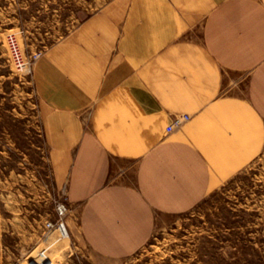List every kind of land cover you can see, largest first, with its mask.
<instances>
[{
	"label": "crops",
	"instance_id": "1",
	"mask_svg": "<svg viewBox=\"0 0 264 264\" xmlns=\"http://www.w3.org/2000/svg\"><path fill=\"white\" fill-rule=\"evenodd\" d=\"M32 80L81 237L130 256L262 151L264 0H106Z\"/></svg>",
	"mask_w": 264,
	"mask_h": 264
},
{
	"label": "rangeland",
	"instance_id": "2",
	"mask_svg": "<svg viewBox=\"0 0 264 264\" xmlns=\"http://www.w3.org/2000/svg\"><path fill=\"white\" fill-rule=\"evenodd\" d=\"M105 2L0 0V264H264V147L196 206L159 224L130 256L104 257L81 237L66 191L68 148L46 139L32 71L46 48ZM10 36L24 68L11 60ZM61 203L65 235L46 227Z\"/></svg>",
	"mask_w": 264,
	"mask_h": 264
},
{
	"label": "built area",
	"instance_id": "3",
	"mask_svg": "<svg viewBox=\"0 0 264 264\" xmlns=\"http://www.w3.org/2000/svg\"><path fill=\"white\" fill-rule=\"evenodd\" d=\"M8 47L10 49L11 53V60L16 66H21L25 67L24 61H23V55L20 50V46L18 44L17 39L14 36H10L7 40ZM39 58V54H33L32 55V60L35 61ZM190 119V116L186 113L180 114L177 116H174L170 123L165 127L166 133H170L173 130L181 127L183 124H185L188 120ZM66 208L63 203L58 204L57 206V215H58V220H56L54 223L52 222H46V227L48 228H55L57 229L60 233H65L67 232L65 223L61 220L63 216L65 215Z\"/></svg>",
	"mask_w": 264,
	"mask_h": 264
}]
</instances>
